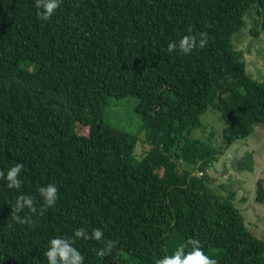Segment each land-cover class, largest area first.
I'll use <instances>...</instances> for the list:
<instances>
[{
  "label": "trees",
  "instance_id": "trees-1",
  "mask_svg": "<svg viewBox=\"0 0 264 264\" xmlns=\"http://www.w3.org/2000/svg\"><path fill=\"white\" fill-rule=\"evenodd\" d=\"M249 8L264 32V0H61L47 22L34 0H0V170L24 165L20 189L0 179V264H47L49 240L81 227L117 241L101 258L102 242L77 239L83 264H155L189 238L218 264H264V241L204 172L264 123V82L231 43ZM201 32L206 47L167 52ZM129 95L149 145L138 160L137 136L102 115L108 96ZM208 107L224 121L218 148L190 135ZM48 184L55 206L9 228L16 198L31 195L39 211Z\"/></svg>",
  "mask_w": 264,
  "mask_h": 264
},
{
  "label": "rangeland",
  "instance_id": "rangeland-1",
  "mask_svg": "<svg viewBox=\"0 0 264 264\" xmlns=\"http://www.w3.org/2000/svg\"><path fill=\"white\" fill-rule=\"evenodd\" d=\"M243 22L240 29L232 34L231 43L242 51L245 71L257 81L264 82V32L253 8L245 11ZM254 26L258 30L257 35L250 32ZM135 102L132 95L122 98L108 96L102 115L111 125L137 136L133 157L138 160L149 145L142 121L134 109ZM223 125L218 112L208 107L200 115V125L190 135L218 148L215 133H219ZM78 131L86 134L87 128L79 126ZM234 151L238 156L235 165L228 155ZM204 169L208 190L221 197L230 195L229 199L242 213L247 229L264 241V196L261 200L255 199L256 184L259 182L264 188V123L255 124L248 135L235 139L222 152H216L215 161ZM198 171L196 165L192 166L193 174L200 175Z\"/></svg>",
  "mask_w": 264,
  "mask_h": 264
},
{
  "label": "clouds",
  "instance_id": "clouds-1",
  "mask_svg": "<svg viewBox=\"0 0 264 264\" xmlns=\"http://www.w3.org/2000/svg\"><path fill=\"white\" fill-rule=\"evenodd\" d=\"M35 7L42 10L38 14V19L47 22L56 13L61 4V0H34ZM209 36L206 32L196 35H184L179 41L169 42L167 52L178 51L180 54L188 55L197 48L207 46ZM24 165L16 163L7 169L6 173L0 170V179L7 181L8 189H20L22 180L20 174ZM39 197L43 203L37 209V204L31 195H19L15 203L11 205V213L7 220L9 228L16 224L32 226L33 215H43V213L55 206L58 199V189L54 184L41 186L38 189ZM29 213L21 216V213ZM90 239L102 242L103 246L97 250L96 255L103 258L110 255L117 247V241L105 240L100 229H93L91 234L81 227L76 229L71 237H55L49 240L47 251L44 253L47 264H83L84 257L73 245L77 239ZM187 249V250H186ZM155 264H218L217 260L205 254L200 241L196 238H189L184 243L176 247L175 251L169 255H164L155 260Z\"/></svg>",
  "mask_w": 264,
  "mask_h": 264
},
{
  "label": "water",
  "instance_id": "water-1",
  "mask_svg": "<svg viewBox=\"0 0 264 264\" xmlns=\"http://www.w3.org/2000/svg\"><path fill=\"white\" fill-rule=\"evenodd\" d=\"M217 135V133H215ZM231 160V163L233 165H235V160L238 158V156L236 155L235 151L232 154H228Z\"/></svg>",
  "mask_w": 264,
  "mask_h": 264
},
{
  "label": "built area",
  "instance_id": "built-area-1",
  "mask_svg": "<svg viewBox=\"0 0 264 264\" xmlns=\"http://www.w3.org/2000/svg\"><path fill=\"white\" fill-rule=\"evenodd\" d=\"M198 174H201V172H200V171H198Z\"/></svg>",
  "mask_w": 264,
  "mask_h": 264
}]
</instances>
